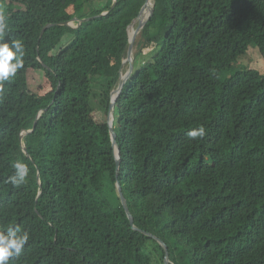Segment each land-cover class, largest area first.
Returning a JSON list of instances; mask_svg holds the SVG:
<instances>
[{
	"label": "trees",
	"instance_id": "trees-1",
	"mask_svg": "<svg viewBox=\"0 0 264 264\" xmlns=\"http://www.w3.org/2000/svg\"><path fill=\"white\" fill-rule=\"evenodd\" d=\"M99 1L0 0L3 41L25 52L0 82V232L29 234L9 264H165L149 234L173 264H264V75L234 71L250 47L264 60V0H154L115 107L119 168L111 93L145 0L61 24L114 2ZM31 70L49 92L28 90ZM200 126L207 135L191 140ZM17 162L29 168L19 186L9 182Z\"/></svg>",
	"mask_w": 264,
	"mask_h": 264
},
{
	"label": "clouds",
	"instance_id": "clouds-1",
	"mask_svg": "<svg viewBox=\"0 0 264 264\" xmlns=\"http://www.w3.org/2000/svg\"><path fill=\"white\" fill-rule=\"evenodd\" d=\"M7 24L5 18L0 15V82L14 77L18 69L23 68L24 46L19 40L11 42L3 41ZM191 140L203 139L207 135L204 126L192 129L187 133ZM15 174L9 178V182L15 186L23 184L29 174L26 164L17 162L13 165ZM29 240V234L21 232L19 227L9 228L6 232H0V264H9L11 258L19 256L24 245Z\"/></svg>",
	"mask_w": 264,
	"mask_h": 264
},
{
	"label": "water",
	"instance_id": "water-1",
	"mask_svg": "<svg viewBox=\"0 0 264 264\" xmlns=\"http://www.w3.org/2000/svg\"><path fill=\"white\" fill-rule=\"evenodd\" d=\"M119 1L120 0H114L113 2V5H112V8L110 11H106L104 12L103 14L101 15H98L96 17H90V18H80V17H76L74 18L73 20L71 21H68V22H63L61 23L62 25H65V26H69L71 28H74V29H78L80 28L84 22H87V21H91V20H94L95 18L97 17H104V16H107L110 14V12L112 10H114L118 4H119ZM147 5H152L153 7V11H152V14L147 18V19H144L143 20V23H141V31L140 32H143L146 25L148 24V22L152 19V17L154 16L155 14V11H156V4H155V1L154 0H145V4L144 6L142 7L141 11H140V14L139 16L133 20V22L131 23V25L128 27V30H127V33H128V37H129V49H128V53H127V56L125 57L124 61H123V64H122V70L123 68L128 64L129 65V69L127 70V72L123 73L119 79V82H118V85H115L112 93H111V103H110V108H109V114H108V126H109V132H110V137H111V140H112V145H113V148L115 150V157H116V163H117V167L119 168L120 166V163H121V158H120V146H119V143H118V139H117V134H116V131H115V107H116V103H117V100L118 98L120 97V95L122 94L123 92V89L127 83V81L130 79L133 71H134V68H135V56H136V51L138 49V46H139V41H135V39H133L131 36H130V28L133 27L137 22H139L141 19H142V16H143V12L146 8ZM76 22H77V25H76ZM52 25H47L43 31H42V34L45 33V31L50 28ZM41 34V36H42ZM40 61L41 59L38 58ZM47 67V66H46ZM48 68V67H47ZM119 86L118 88V91H116L117 87ZM35 129V125L33 127L32 130H29V131H24L22 134H21V140H23L24 138H26L29 134H31ZM22 149L24 151V153L26 155L27 154V147H26V144H22ZM38 182L41 184L40 182V174L38 173ZM116 189H117V192H118V196L120 197L121 199V202H122V205L124 206L127 214H128V217H129V220H130V223L133 227V229L135 231H141L138 227L135 226L134 224V218L132 216V214L130 213V210H129V206H128V203H127V200L123 194V191H122V187L120 185L119 182L116 183ZM150 237L156 239L164 248H165V252H166V255H165V264H173L170 259H169V252H168V247L167 245L160 239H158L157 237L149 234Z\"/></svg>",
	"mask_w": 264,
	"mask_h": 264
},
{
	"label": "rangeland",
	"instance_id": "rangeland-1",
	"mask_svg": "<svg viewBox=\"0 0 264 264\" xmlns=\"http://www.w3.org/2000/svg\"><path fill=\"white\" fill-rule=\"evenodd\" d=\"M104 5L105 3L99 0H97V2L94 3V7H100ZM2 7H3L1 8L2 11L8 9V5H4ZM139 25H140V21L134 25L133 29H131V31L138 32V37L135 39V41H137L140 34L142 33L140 32L141 30L139 29ZM73 40H74L73 36L71 35L67 36L60 45L59 49L68 47ZM55 54H58V52H56ZM244 65L249 66L253 70H257L264 75V60L260 56L259 50L257 48L250 47L247 54L239 60L238 66L234 69V71L240 70L241 67ZM231 74L232 73H230L229 76H231ZM28 90L32 93H39L41 95H44L47 92H49V90H51V84L48 78L45 76L44 72L32 71V70L29 71ZM117 120H118V113L115 115V121Z\"/></svg>",
	"mask_w": 264,
	"mask_h": 264
},
{
	"label": "bare ground",
	"instance_id": "bare-ground-1",
	"mask_svg": "<svg viewBox=\"0 0 264 264\" xmlns=\"http://www.w3.org/2000/svg\"><path fill=\"white\" fill-rule=\"evenodd\" d=\"M153 10L152 5H147L144 12H143V16L142 19L140 20V25H139V29L141 30V23H143L144 19H147L149 17L150 12ZM134 27V26H133ZM133 27L130 28V36L133 39H136L138 37V32L135 31H131V29H133ZM138 29V28H137ZM119 86L117 87L116 91H118Z\"/></svg>",
	"mask_w": 264,
	"mask_h": 264
}]
</instances>
